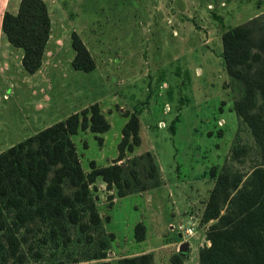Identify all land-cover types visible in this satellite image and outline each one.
<instances>
[{
  "label": "rangeland",
  "instance_id": "obj_1",
  "mask_svg": "<svg viewBox=\"0 0 264 264\" xmlns=\"http://www.w3.org/2000/svg\"><path fill=\"white\" fill-rule=\"evenodd\" d=\"M45 1L51 29L44 59L26 73L22 49L1 29L3 12H16L19 0H0V149L98 102L110 128L97 133L100 139L88 128L72 136L83 169L90 160L101 165L118 156L121 128L136 112L141 141L119 162L144 179L152 166L157 179L119 197L97 177L89 185L102 216L96 229L29 221L15 231L16 255L0 257V264H90L142 252H151L152 264H173L174 253L183 264H199L198 250L210 244L206 230L215 221H204L202 211L217 173L238 170L246 178L264 162V149L235 108L246 86L228 74L221 55L222 32L251 17L263 21L264 0ZM72 30L95 59L92 70L70 67ZM250 111L264 119L258 93ZM185 215L195 221L193 234L178 231ZM6 216L9 223L11 213ZM140 220L147 227L139 241L133 228ZM110 232L106 256L93 257ZM0 237L7 243L1 229ZM183 240L190 245L181 251Z\"/></svg>",
  "mask_w": 264,
  "mask_h": 264
},
{
  "label": "trees",
  "instance_id": "obj_2",
  "mask_svg": "<svg viewBox=\"0 0 264 264\" xmlns=\"http://www.w3.org/2000/svg\"><path fill=\"white\" fill-rule=\"evenodd\" d=\"M1 29L10 43L22 49L24 72H35L43 62L51 29L46 1L19 0L16 12H3ZM221 42V55L228 74L246 86L245 94L235 108L264 149V119L250 111L257 93L264 104V20L256 16L230 26L222 32ZM71 46L74 55L70 67L92 70L95 59L76 30L71 31ZM127 117L121 128L118 156L101 165L90 160L88 171L82 167L72 136L88 128L99 138L97 133L110 128L98 102L74 111L0 151V229L7 242L0 237V249L4 250V255L0 250L2 261L16 255L19 241L15 231L29 221H51L58 225L66 221L78 224L82 229H96L102 216L89 185L97 177L106 182L107 188L114 186L119 197L136 191V186L143 182L152 185L156 181L154 167H150L153 173L149 172L144 179L136 167L126 171V164L119 162L125 150L131 152L141 141L138 114L130 112ZM237 150L235 147L234 151ZM113 197L109 195L110 201ZM7 212L11 213L9 223ZM202 219L215 221L206 230L210 244L198 250L199 264H264V162L253 168L246 178L238 170L223 169L217 173ZM145 233V223L137 221L133 236L140 241ZM111 239L112 232L110 238L100 239L93 257H105ZM152 259L151 252H142L90 264H152ZM171 260L173 264H183L178 253L172 254Z\"/></svg>",
  "mask_w": 264,
  "mask_h": 264
},
{
  "label": "crops",
  "instance_id": "obj_3",
  "mask_svg": "<svg viewBox=\"0 0 264 264\" xmlns=\"http://www.w3.org/2000/svg\"><path fill=\"white\" fill-rule=\"evenodd\" d=\"M36 71H38V69H37ZM36 71H35V72H36ZM62 104H63V103H61L60 106H61ZM74 111H75V110H74ZM59 119H62V118H59ZM59 119H57V120H59ZM57 120H55V121H57ZM30 121H31V122H30ZM55 121H54V122H55ZM29 122H30V123H28L29 127L32 126V125H34V124H33L34 122H32V119H30ZM51 123H53V122H50L49 124H51ZM49 124H46L45 126H47V125H49ZM45 126H42V127H45ZM33 127H34V126H32V128H33ZM7 132H8V131H6L4 134L2 133V135H1L2 138H7ZM13 143H14V142H11L8 146H5L4 148H1L0 151L6 149L7 147H9L10 145H12ZM199 187H200V185H195V186H194V188H195V190H196V192H197V196H196L195 198H192V200H193L194 202L198 199V193H199L198 191H199V190H197V189H199ZM127 194H128V193H127ZM175 194H176V192H175ZM185 217L187 218L188 221L190 220V218H188L186 215H185ZM140 221H141V220H140ZM145 225H146V224H145ZM146 227H147V226H146ZM189 245H190V244H189Z\"/></svg>",
  "mask_w": 264,
  "mask_h": 264
},
{
  "label": "built area",
  "instance_id": "obj_4",
  "mask_svg": "<svg viewBox=\"0 0 264 264\" xmlns=\"http://www.w3.org/2000/svg\"><path fill=\"white\" fill-rule=\"evenodd\" d=\"M194 225H195V221L192 220V216H190V220L187 222V224L185 226L182 227L181 225V229H179V233H186V234H193L194 232Z\"/></svg>",
  "mask_w": 264,
  "mask_h": 264
},
{
  "label": "water",
  "instance_id": "obj_5",
  "mask_svg": "<svg viewBox=\"0 0 264 264\" xmlns=\"http://www.w3.org/2000/svg\"><path fill=\"white\" fill-rule=\"evenodd\" d=\"M188 247H189V241L188 240H183L179 244V250H181V251L187 250Z\"/></svg>",
  "mask_w": 264,
  "mask_h": 264
}]
</instances>
